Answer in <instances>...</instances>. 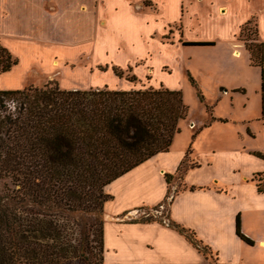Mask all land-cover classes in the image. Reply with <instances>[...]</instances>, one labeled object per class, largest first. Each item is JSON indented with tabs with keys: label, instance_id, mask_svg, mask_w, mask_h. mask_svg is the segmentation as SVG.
Listing matches in <instances>:
<instances>
[{
	"label": "crops",
	"instance_id": "0c3cea01",
	"mask_svg": "<svg viewBox=\"0 0 264 264\" xmlns=\"http://www.w3.org/2000/svg\"><path fill=\"white\" fill-rule=\"evenodd\" d=\"M153 1L155 7L143 6L141 0H0V44L12 56L17 44L36 46L39 51L34 53L44 54L42 65L46 66L62 46L73 48L91 39L88 54L100 62L132 67L134 73L130 74L136 76L146 66L151 71L149 64L155 59L158 77L164 78L167 71L161 67L168 66L170 60L164 56L158 59V52L193 45L181 43L180 38L212 41V45V33L218 31L232 41L240 24L253 18L256 35L264 40V0H248L244 11L228 8L227 0H204L206 14L190 10L191 2L198 0H172L176 19L161 27L156 46L145 44L144 50L143 34L147 33L145 43L149 42L146 39L152 29L148 22L159 16L160 2ZM217 12L219 20L212 17ZM168 27L176 35L163 40ZM187 28L200 32L183 34ZM45 47H50L48 52L41 50ZM233 50L238 51L236 47ZM139 60L143 65L137 64ZM22 64L17 58L8 70L0 72V88H17L30 68L42 66L30 62L28 69ZM7 77L12 78L10 82ZM114 78L109 79L111 85L102 86L135 87L128 79ZM242 139L215 143L198 159L190 155L181 174L177 166L185 149L173 148L171 140L167 150L152 154L106 183L110 197L102 203L101 264H208L209 260L237 264L233 257L246 242L234 231L236 214L241 232L253 237V242L264 243V147H253ZM164 173L170 175L167 181ZM159 207H165L166 221L145 214L147 209L159 213ZM169 222L192 230L207 253Z\"/></svg>",
	"mask_w": 264,
	"mask_h": 264
},
{
	"label": "trees",
	"instance_id": "16d2710c",
	"mask_svg": "<svg viewBox=\"0 0 264 264\" xmlns=\"http://www.w3.org/2000/svg\"><path fill=\"white\" fill-rule=\"evenodd\" d=\"M243 45L251 64L259 69V117L264 122V40L249 38ZM16 62L0 44V72ZM110 68L121 76V68L114 64ZM125 77L135 79L133 74ZM187 77L194 84L188 72ZM186 111L180 91L162 85L117 89L44 84L0 89V264H76L72 259L78 257L80 247L72 242L69 218L78 204L101 196L102 205L110 197L100 191L102 186L167 150ZM189 152L188 146L178 174L186 167L182 162ZM164 177L167 181L170 175ZM93 184L97 194L92 193ZM170 224L206 253L192 230ZM234 231L251 243L239 228L238 214Z\"/></svg>",
	"mask_w": 264,
	"mask_h": 264
},
{
	"label": "rangeland",
	"instance_id": "374dc122",
	"mask_svg": "<svg viewBox=\"0 0 264 264\" xmlns=\"http://www.w3.org/2000/svg\"><path fill=\"white\" fill-rule=\"evenodd\" d=\"M158 1L160 2L159 16L153 19V23L148 22V27L152 24V29L148 31L150 38L146 39L149 42L145 43L147 33L143 34L142 48L144 50L145 44L156 46L154 43L160 34L161 27L177 17V10L172 5V0ZM141 2L143 6L155 7L153 0H141ZM204 2V0L192 1L189 8L195 13L206 14L208 6ZM227 2L228 8L238 11H244L248 5V0H227ZM218 13L212 15L215 20H219ZM173 25L177 26V23ZM254 27V20L250 18L244 27L243 24H240L238 32L234 34L235 40L231 41L224 36V33L215 31L212 33L214 34V44L212 45H182L177 49L173 46L169 47L164 52L160 50L157 58L161 59L164 56L165 59L170 60L168 66L161 67L162 70L167 71L164 78L158 77L159 72L156 70L155 59H153L149 64L152 67L151 71L146 66L143 71H139V75H136L135 79L128 80L135 87L172 85L173 87L170 88L180 91L187 111L185 117L177 121L178 131L172 136L171 146L184 149L189 146L190 152L183 159L182 167L188 164L190 155L198 159L202 154L210 151L215 143L239 142L242 136V140L250 143L253 147H264V122L259 117V69L251 64L243 45L244 40H249V38L258 40ZM172 31L171 27L166 28L163 32V40L170 39L169 36L175 34ZM185 32L193 35L199 34L200 31L190 28L187 31L183 30V34ZM97 33L103 35L102 31ZM85 41L79 42L73 48L62 46L54 52L51 62L46 66L42 65L44 54L40 52L42 54L40 57V54L34 53L35 50L39 51L36 46L26 48L24 45H15L14 56L22 60L23 67L27 66L29 69L30 62L34 66L37 63L42 65L38 68H30L24 76L23 82L17 88L44 84H56L60 88L111 85L109 79H115V74L110 66L114 63L100 62L92 53L88 54V48L91 43L93 44V41L91 39H88L87 43ZM179 41L189 44L181 38ZM84 43L85 46H83ZM234 47L238 51L233 50ZM49 48L45 47L41 50L48 52ZM141 62L139 60L137 64L143 65ZM104 63H106L105 66H103ZM114 65L122 69L121 76L116 75L120 79H126L125 76L133 71L132 67H124L123 64ZM186 70L194 80V84L187 77ZM10 79L12 78L7 77L6 81L10 82ZM107 87L110 88V86ZM199 94L202 96L201 99ZM210 116L214 118L205 124ZM91 189L92 193L97 194L99 191L96 184H93ZM100 191L107 193L106 184L100 188ZM99 198L94 201L87 198L81 200L78 204L80 208L69 218V221L73 222L71 225V227L73 226L72 242L77 249L80 247L77 251V253L80 252L78 257L76 260L72 259L73 263L101 264L100 225L103 210L102 205L99 204ZM159 209V213L147 209L145 214L160 219L163 217L166 221L165 207H159ZM252 238H250L251 243H244L246 244L244 248L233 257L237 264H264V243H258L256 240L253 242L254 238ZM208 264L219 263L209 260Z\"/></svg>",
	"mask_w": 264,
	"mask_h": 264
}]
</instances>
